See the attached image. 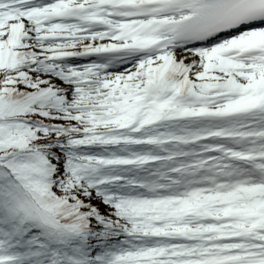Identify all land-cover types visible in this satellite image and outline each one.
I'll list each match as a JSON object with an SVG mask.
<instances>
[{"label":"snow or ice","instance_id":"snow-or-ice-1","mask_svg":"<svg viewBox=\"0 0 264 264\" xmlns=\"http://www.w3.org/2000/svg\"><path fill=\"white\" fill-rule=\"evenodd\" d=\"M0 264H264V0H0Z\"/></svg>","mask_w":264,"mask_h":264}]
</instances>
